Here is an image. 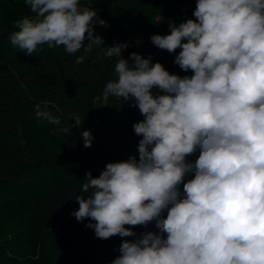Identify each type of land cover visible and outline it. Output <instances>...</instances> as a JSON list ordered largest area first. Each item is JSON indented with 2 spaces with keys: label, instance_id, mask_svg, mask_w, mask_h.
Segmentation results:
<instances>
[{
  "label": "clouds",
  "instance_id": "clouds-1",
  "mask_svg": "<svg viewBox=\"0 0 264 264\" xmlns=\"http://www.w3.org/2000/svg\"><path fill=\"white\" fill-rule=\"evenodd\" d=\"M25 3L31 14L13 24L15 47L28 56L43 45L83 50L77 64L94 48L115 57L103 100L129 101L144 117L133 125L139 159L110 162L96 178L86 173L87 195L71 213L91 218L86 227L97 238L136 237L122 241L111 264H264V0H197L195 19L151 37L161 50L181 49L174 63L190 77L136 52L130 66L127 43L104 47L94 28L108 25L81 0ZM82 137L91 147V132ZM153 221L158 232L138 237L125 227Z\"/></svg>",
  "mask_w": 264,
  "mask_h": 264
},
{
  "label": "trees",
  "instance_id": "trees-1",
  "mask_svg": "<svg viewBox=\"0 0 264 264\" xmlns=\"http://www.w3.org/2000/svg\"><path fill=\"white\" fill-rule=\"evenodd\" d=\"M196 3L81 0L82 7L97 10L108 25L94 28L104 47L127 43L122 57L130 66V54L136 52L180 77L193 75L174 63L181 49L161 50L151 37L170 34V22L178 26L195 19ZM30 14L25 0H0V264H111L122 241L136 237L97 238L86 227L95 223L91 218L77 221L71 213L79 208L75 198L87 195L81 191L86 173L96 178L110 162L139 159L142 137L133 125L144 117L129 101L103 100L106 83L116 79L115 57L105 58L94 48L77 64L83 50L68 54L62 46L43 45L28 56L15 47L9 39L17 30L13 24ZM76 117L80 125L74 123ZM86 130L93 137L88 148L82 137ZM198 156L199 150L187 160L194 162ZM191 178L186 176L185 182ZM125 227L137 237L158 232L155 221L147 227Z\"/></svg>",
  "mask_w": 264,
  "mask_h": 264
}]
</instances>
